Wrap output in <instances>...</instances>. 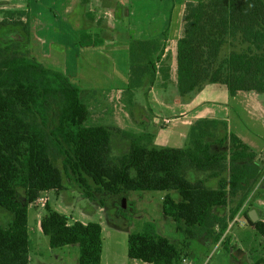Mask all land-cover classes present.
Returning <instances> with one entry per match:
<instances>
[{
	"label": "trees",
	"instance_id": "16d2710c",
	"mask_svg": "<svg viewBox=\"0 0 264 264\" xmlns=\"http://www.w3.org/2000/svg\"><path fill=\"white\" fill-rule=\"evenodd\" d=\"M0 14L20 23L29 17L27 11ZM7 24L0 22V28ZM23 25L25 35L20 39L0 41V206L14 216L7 227L0 224V264L31 261L29 210L18 201L19 191L31 204L43 193H60L65 190L63 172L91 201L104 192H166L163 213L185 235H195L193 230L213 209L226 207L229 197H246L263 177L258 155L234 134L219 139V123L209 119L192 126L186 148L158 149L150 147L153 136L133 135L130 152L118 164L113 163L112 131L89 125L90 111L78 83L31 55V28L29 23ZM94 42L99 43L83 32L77 45L92 46ZM226 46L232 48L229 53L224 51ZM166 47L155 40L131 43L128 87L122 92L130 105L146 77L152 84L158 81L157 66L163 62ZM206 84L226 85L231 96L241 91L264 93V0L186 4L177 44L179 95L197 93ZM208 139L212 141L208 143ZM227 142L232 145L230 152L214 150L216 144ZM55 153L63 157L64 171L53 163ZM227 168L229 180L223 178ZM191 169L218 179V188H210L204 180L191 182L186 174ZM172 192H178L181 201ZM45 208L47 216L40 225L51 247L77 246L81 249L79 264H101L102 227L73 223L48 204ZM248 215L249 225L264 240V220L253 223ZM182 254V249L159 234L154 222H144L141 231L128 238L132 260L179 264ZM255 264H264V257Z\"/></svg>",
	"mask_w": 264,
	"mask_h": 264
},
{
	"label": "rangeland",
	"instance_id": "374dc122",
	"mask_svg": "<svg viewBox=\"0 0 264 264\" xmlns=\"http://www.w3.org/2000/svg\"><path fill=\"white\" fill-rule=\"evenodd\" d=\"M65 3V0H0V11L7 10H28V11H43L45 16L50 17V29L48 34L44 36V41H48L51 45L57 40L56 29L60 27L61 38L69 49H74L71 46V40L67 39L70 31L66 27L63 16L54 18L51 10H60V7ZM87 6V5H86ZM54 8V9H53ZM89 17H92L94 12L89 9ZM106 17L100 20V24L104 25ZM7 19L0 14V21L6 22ZM12 24L4 25L0 33V41L8 42L14 39H20V35L24 34L25 26L20 22H11ZM6 24V23H5ZM88 31V30H87ZM96 33V32H95ZM96 40L99 42H106V37L101 34ZM90 37V36H89ZM91 38V37H90ZM7 39V40H6ZM92 40L94 38H91ZM118 49L115 52L117 58V88H126L128 85V71L130 68L129 47L125 36L118 35ZM57 51V46L54 45ZM229 46H226L224 51L229 53ZM239 49V47H238ZM75 53H70V58L64 60L60 66L54 63L50 65L58 67L71 80L77 82L82 91V98L87 104L90 111L89 125H100L109 128L112 131V144L110 158L113 163L118 164L119 160L130 152L131 141L133 135L139 136L146 130L145 119L149 116L145 112L146 95H149L147 79L145 80V87L136 92L133 104L130 105L128 97L118 91H105L97 88L81 87V79L83 74L78 72L76 66ZM71 62V65H70ZM95 76V75H93ZM87 80V79H86ZM102 81L104 85L108 84L106 78H98L92 81L87 80V84H96ZM113 86V85H112ZM111 83L109 87H111ZM150 96V95H149ZM151 99V106L158 117H154L155 125L159 130L162 127L170 129L175 125L176 121H171V117H166L154 102V96ZM169 118V119H168ZM169 120V124H165ZM246 128L245 123L237 125L233 123L230 127L232 133L242 132ZM259 135H264V128H259ZM218 137H223V132L218 133ZM256 137V136H254ZM211 142L212 140L209 139ZM259 142V141H258ZM231 144L223 146H214L215 151L230 152ZM55 166L64 171L63 157L59 154L52 155ZM258 163L261 164L259 156ZM229 167V164H227ZM133 175V172L131 173ZM187 178L191 181L204 180L209 176V173L201 172L195 169L187 171ZM223 178L229 180L230 172L228 168L223 174ZM63 183L65 191L61 193L48 192L43 193L41 197L47 200L48 204L53 210L58 213L68 216L70 222L81 221L83 223H98L104 228V237L106 239L107 247L122 249V257L126 256L127 236L136 231V226L150 221L156 224L158 232L163 237L169 239L182 249L185 256H189L196 264H255L257 260L264 257V240L254 228H252L247 219V212L256 210L260 219L264 220V210L260 208L257 199L262 197L264 189V175L259 182L251 187L244 194H238L236 197H229L228 205L226 207H219L213 209L209 217L204 223L198 227L195 235H188L180 232L178 224L173 219L167 217L163 213L162 202L161 205L150 204L148 202L139 204L140 212L137 210L134 198L131 195L155 194L158 197L163 196V192H123L117 195L109 193L95 194L96 200L91 201L83 196L82 189L74 181H70L67 175L63 172ZM92 183V182H90ZM209 185V184H208ZM94 186V185H93ZM211 188L218 187V180L216 184L209 185ZM262 191V193H261ZM127 196V197H126ZM173 198L181 201V196L178 192H172ZM124 197L126 200V208H123L122 202ZM164 197V196H163ZM18 201L23 205H27L29 210V231L31 240L30 264H79L81 249L77 246H65L61 248H53L50 245V238L46 236L41 230V221L47 216L45 204L40 201L36 203H28L23 192L19 191ZM144 204V208L142 205ZM14 219V216L0 206V224L7 227ZM74 219V221H73ZM118 220L121 225H118ZM128 223V225H126ZM216 223H220L224 229L231 226L227 237L220 242V238L213 227ZM185 229V225L181 224ZM117 262L124 263V260L117 259ZM139 264H144L138 262Z\"/></svg>",
	"mask_w": 264,
	"mask_h": 264
},
{
	"label": "crops",
	"instance_id": "0c3cea01",
	"mask_svg": "<svg viewBox=\"0 0 264 264\" xmlns=\"http://www.w3.org/2000/svg\"><path fill=\"white\" fill-rule=\"evenodd\" d=\"M201 1L203 0H65L60 10L53 8L54 10H51V12L55 19L63 16L66 27L70 31L66 38L71 40V46L74 49H69L65 45L61 38L60 27L56 29L58 38L52 45L48 41H44V36L49 33L48 30L50 29V17L49 15L45 16L43 11L23 9L15 11H27L29 13L28 21L23 19L21 25L29 23L32 32L31 55L46 68L63 72L58 67L50 65V63L61 66L65 59L69 58L71 60L70 53L76 54L78 72L83 74V79L80 81L82 88H97L105 91H118L119 93L127 89L128 85L126 88H117L118 62L115 52L119 45L118 35L126 37L129 50L131 43L137 41L155 40L164 42L167 47L162 53L161 61L163 62L157 66L158 81L152 84L150 79L146 77L149 82L147 89L150 96L146 95L145 112H148L149 116H146L144 122L146 130L139 136L145 134L153 136L154 142L150 147L158 149L186 148L189 146L190 130L198 121L206 119L217 121L219 123L218 133L223 132V137L234 134L230 131L233 123L239 125L243 122L246 124V128L234 135L248 145L259 156L261 164H264V135H259V128H264V93L241 91L235 96H231L226 85L206 84L197 93L185 97L179 95L177 87V44L180 38L182 18L188 2ZM89 9L94 12L92 17H89ZM104 17H106L104 19L105 24L101 25L100 20ZM6 22L12 24L10 20H6ZM3 27L0 28V33L5 30L2 29ZM83 32L94 39H97L98 36L96 35L101 34V37L105 36L107 40L106 42H94L92 46L80 47L77 44L80 42ZM54 45L57 46V51L54 50L56 49ZM98 78H106L108 84L104 85L102 81L96 84H87V80L92 81ZM163 79L168 82L161 83ZM110 83L111 86L113 85L112 88L109 87ZM144 87L145 81L142 88ZM151 95L154 96V102L161 112L167 115L166 117H171L172 122H177L170 129L162 127V130H159L155 125L154 117L158 116L151 106V99L153 98ZM223 137H219V139H223ZM207 142L210 143L209 139ZM227 144L230 143L227 142L225 145L227 146ZM206 180L205 182L209 186L216 184L218 179L208 177ZM216 188L218 187L212 189ZM163 196L158 197L155 194L145 193L131 195V198H134L136 202L135 205H132L136 206L140 212L137 203L139 205L148 202L150 205L157 200L156 204L160 206L161 202L163 205L166 192H163ZM126 197L123 200L125 203ZM257 202L260 208L264 210V189L262 197L257 199ZM142 207H145L144 204ZM114 221L118 222V220ZM83 224L87 225L86 223ZM99 225L102 227L103 239L101 264H139L138 262H142L129 258L128 238L130 234L126 239L127 257L124 258L122 257V249L107 247L104 228L101 224ZM118 225L122 226V223L118 222ZM142 226L143 223L136 226L134 233L141 231ZM118 258L124 260V263H118Z\"/></svg>",
	"mask_w": 264,
	"mask_h": 264
},
{
	"label": "built area",
	"instance_id": "2783aa9c",
	"mask_svg": "<svg viewBox=\"0 0 264 264\" xmlns=\"http://www.w3.org/2000/svg\"><path fill=\"white\" fill-rule=\"evenodd\" d=\"M170 121L169 120H166V123L165 124H169ZM38 201L42 202L43 204L46 205L47 203V200L43 197H40L38 199ZM231 226H228L226 229H224V227L221 226L220 223H216L213 227V230L214 232H216L219 236V240L220 242L223 241L226 237H227V234L230 230ZM179 264H196L194 260H191L189 258V256H185L184 254H182L181 258H180V261H179Z\"/></svg>",
	"mask_w": 264,
	"mask_h": 264
},
{
	"label": "water",
	"instance_id": "95a60500",
	"mask_svg": "<svg viewBox=\"0 0 264 264\" xmlns=\"http://www.w3.org/2000/svg\"><path fill=\"white\" fill-rule=\"evenodd\" d=\"M123 208H126L125 201L123 202ZM248 216H249L250 221L253 222V223L258 222L259 219H260V217H259V215H258L256 210H252L251 212H249Z\"/></svg>",
	"mask_w": 264,
	"mask_h": 264
}]
</instances>
